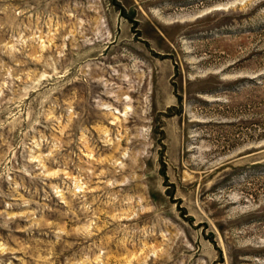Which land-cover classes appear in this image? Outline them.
Returning <instances> with one entry per match:
<instances>
[{
	"label": "rangeland",
	"instance_id": "374dc122",
	"mask_svg": "<svg viewBox=\"0 0 264 264\" xmlns=\"http://www.w3.org/2000/svg\"><path fill=\"white\" fill-rule=\"evenodd\" d=\"M0 264H264V0H0Z\"/></svg>",
	"mask_w": 264,
	"mask_h": 264
}]
</instances>
